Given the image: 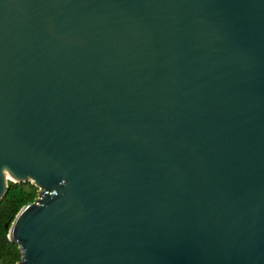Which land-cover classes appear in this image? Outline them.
Here are the masks:
<instances>
[{
    "label": "water",
    "instance_id": "1",
    "mask_svg": "<svg viewBox=\"0 0 264 264\" xmlns=\"http://www.w3.org/2000/svg\"><path fill=\"white\" fill-rule=\"evenodd\" d=\"M7 180L14 264H264V0H0Z\"/></svg>",
    "mask_w": 264,
    "mask_h": 264
},
{
    "label": "trees",
    "instance_id": "2",
    "mask_svg": "<svg viewBox=\"0 0 264 264\" xmlns=\"http://www.w3.org/2000/svg\"><path fill=\"white\" fill-rule=\"evenodd\" d=\"M36 190L28 181L7 180L5 193L0 199V264H14L19 259L20 253L16 244L7 240V227L18 209L34 199Z\"/></svg>",
    "mask_w": 264,
    "mask_h": 264
}]
</instances>
